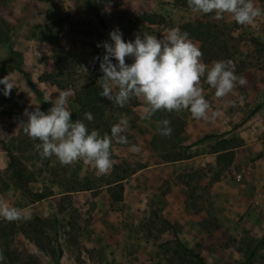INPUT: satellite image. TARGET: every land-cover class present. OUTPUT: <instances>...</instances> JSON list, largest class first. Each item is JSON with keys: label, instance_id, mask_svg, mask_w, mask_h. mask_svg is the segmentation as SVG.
Wrapping results in <instances>:
<instances>
[{"label": "rangeland", "instance_id": "obj_1", "mask_svg": "<svg viewBox=\"0 0 264 264\" xmlns=\"http://www.w3.org/2000/svg\"><path fill=\"white\" fill-rule=\"evenodd\" d=\"M95 1L105 28L93 0H0V78L15 84L8 96L0 84V196L32 212L28 221L0 218L6 264H196L191 252L204 264H264V16L242 26L227 14L193 13L187 0ZM174 26L198 43L203 62L232 61L248 81L222 99L204 84L216 118L158 111L145 121L135 98L121 108L101 97L82 109L86 85L101 91L94 57L103 56L97 44L110 42L111 30L131 41L143 32L161 38ZM66 89L75 93L72 119L89 130L110 134L129 121V143L113 142L107 175L82 161L42 160L39 141L19 125L25 109L46 112L45 97ZM165 118L171 136L157 132ZM205 133L212 136L198 141Z\"/></svg>", "mask_w": 264, "mask_h": 264}, {"label": "clouds", "instance_id": "obj_2", "mask_svg": "<svg viewBox=\"0 0 264 264\" xmlns=\"http://www.w3.org/2000/svg\"><path fill=\"white\" fill-rule=\"evenodd\" d=\"M188 7L196 14H214L217 20L225 14L239 25H253L257 18L264 16V7L255 0H187ZM110 42L103 41L97 47L104 49L99 60L102 75L96 81L101 91L99 96L123 108L133 98L142 102L141 120H151L158 111L179 113L188 111L193 119L210 120L219 113L212 111L206 99L204 84L214 89L217 99L228 97L237 86H245L246 77L237 75L232 61L213 60L211 64L203 62V53L198 43L189 33L179 26L167 29L161 38L148 32L136 33L134 39L125 41L118 27L109 32ZM113 58L116 63H113ZM131 58V63L126 62ZM4 85L3 94L10 95L14 82L5 76L0 78ZM75 93L72 89L60 90L53 97H45L51 107L42 111L36 106L32 111L24 110L26 120L19 125L31 140L39 141L34 145L42 160L55 159L68 166L82 161L93 167L97 174L107 175L113 167L112 145L128 144L130 125L127 119L114 124L109 133L103 135L96 129L89 130L84 120H73L68 108L69 97ZM239 100L243 102L244 97ZM228 106L235 107L236 102L228 100ZM85 120L91 122V112L84 113ZM161 136H171L169 119L157 124ZM139 149L132 145L130 151ZM0 218L7 222L28 221L32 212L27 208L13 205L0 196ZM5 260L0 249V264Z\"/></svg>", "mask_w": 264, "mask_h": 264}, {"label": "trees", "instance_id": "obj_3", "mask_svg": "<svg viewBox=\"0 0 264 264\" xmlns=\"http://www.w3.org/2000/svg\"><path fill=\"white\" fill-rule=\"evenodd\" d=\"M91 4H92V8H93L95 17L97 18V20L100 23L101 27L105 28L104 21H103L101 15L99 13V5H98V3L95 0H93V2ZM6 44H7L8 48H9V50H10L9 41H6ZM14 68L18 72H21L22 74H24L23 70H21V68L18 65L14 66ZM86 87L88 88V90L86 89ZM99 93H100V90H98L97 86L94 85L92 87V85H86L85 86V92L83 93V98H82V101H81L82 109H84L86 107H89L90 104L94 105L99 99H101V96H99ZM211 136H212V134L205 133V134H203V136H201L198 139V141H200L202 139H205V138H208V137H211ZM117 179H119V178H117ZM6 235L7 234H5L3 232L1 237H5ZM0 249H3L4 256H5V260L2 262V264H6L7 261L11 260V255H10V253L7 250V246H4V245L0 244ZM188 252H191V250H188ZM191 253H192V256L194 257V259L196 261V264H204L202 259H201V257L197 253H194V252H191Z\"/></svg>", "mask_w": 264, "mask_h": 264}, {"label": "crops", "instance_id": "obj_4", "mask_svg": "<svg viewBox=\"0 0 264 264\" xmlns=\"http://www.w3.org/2000/svg\"><path fill=\"white\" fill-rule=\"evenodd\" d=\"M122 179V178H121ZM121 179H115L114 181H113V183L115 182V184H118V183H120V181H122Z\"/></svg>", "mask_w": 264, "mask_h": 264}]
</instances>
